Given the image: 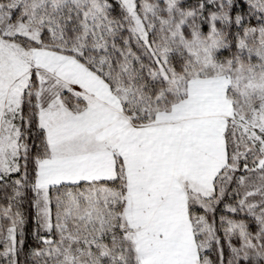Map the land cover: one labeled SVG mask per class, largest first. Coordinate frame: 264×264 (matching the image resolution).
I'll return each instance as SVG.
<instances>
[{
    "label": "snow or ice",
    "instance_id": "1",
    "mask_svg": "<svg viewBox=\"0 0 264 264\" xmlns=\"http://www.w3.org/2000/svg\"><path fill=\"white\" fill-rule=\"evenodd\" d=\"M0 264H264V0H0Z\"/></svg>",
    "mask_w": 264,
    "mask_h": 264
}]
</instances>
